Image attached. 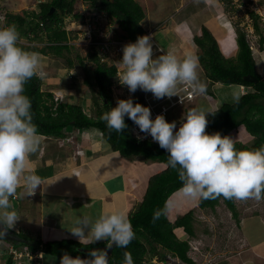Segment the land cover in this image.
<instances>
[{"label":"clouds","instance_id":"9594fccd","mask_svg":"<svg viewBox=\"0 0 264 264\" xmlns=\"http://www.w3.org/2000/svg\"><path fill=\"white\" fill-rule=\"evenodd\" d=\"M114 26L117 39L130 40L118 35V28L116 24ZM146 30L154 32L155 41L160 47L157 31L144 28V33L138 36L136 41L130 40L135 41L134 43L123 46L122 60L117 62V65L112 62L110 55L101 61L116 68L110 86L115 95L113 104L116 106L110 108L102 117L109 131L121 133L127 127V117L138 126L140 132L150 135L152 139L144 141H154L167 152L166 166L177 170L182 182L181 191L191 199H198V205L199 199L220 197L242 202L264 200V146L238 150L235 140L230 136H222L219 132L208 134L206 117L215 114L216 109L213 112L204 106L192 107L184 114L177 129L176 121H166L168 114L173 110L186 109L192 102L169 109L165 116L158 114L155 119L151 118V111L146 104V107L139 103L134 104L131 97L118 99L115 103L117 95L112 85L118 68L120 74L117 78L120 84L126 86L133 96L137 90H142L151 92L156 99L171 98L178 96L177 92L181 86L189 87L193 95H204L207 92L206 85L199 78L197 54L189 53L180 58L162 46V50L168 52L154 57L155 46L151 43V36L144 35ZM20 41L21 36L15 24L0 27V225L4 226V230H0V237L20 219L11 202L12 197H17L18 189L23 188V196L30 197L37 193L39 186L44 185L43 179L30 167L31 156L39 150L41 135L37 125L33 123L31 100L24 94V86L36 75L44 78L45 72L41 68L40 54L25 50L20 46ZM92 50L97 55L94 46L89 51ZM47 92L53 94L55 103L64 102V98L56 101L55 94ZM200 98L207 102L214 99ZM234 99L238 101L239 97ZM130 127L129 133L133 137ZM85 136L88 137L89 134L85 133ZM140 138L142 137L138 136V139ZM225 208L228 210L226 206ZM228 212L232 215L229 210ZM161 214V211H156L153 220L159 219ZM68 230L80 243L107 241V248H111L113 244L117 248H126L135 236L128 215L119 209L101 212L95 219L91 215L76 216L73 226ZM175 231H178L181 240L188 243L190 250L191 236L182 228ZM11 233L14 235L9 230L6 234ZM180 234L186 236L185 239L180 237ZM3 239L11 241L5 237ZM14 249L25 254L24 251ZM28 252L30 255L25 258L30 264H40L41 259H44V252ZM8 253L16 264L14 255L10 250ZM164 255L163 259L154 256L150 263L165 264L164 259L167 257L175 264H186L170 253L164 252ZM88 257L90 258H73L65 252L60 257L59 264H109L108 252L105 249H93L88 253ZM188 257L196 264L189 254ZM49 264H55V257H51ZM123 264H134L130 252L124 253Z\"/></svg>","mask_w":264,"mask_h":264},{"label":"trees","instance_id":"16d2710c","mask_svg":"<svg viewBox=\"0 0 264 264\" xmlns=\"http://www.w3.org/2000/svg\"><path fill=\"white\" fill-rule=\"evenodd\" d=\"M80 1L88 5L89 14L103 12L114 24H116L118 35L130 40H136L144 33L142 20L145 11L136 0H40L37 4L38 11H31L27 15L7 13L6 23L17 24L20 36L30 42L45 39L42 47L30 46L20 41V46L28 51H35L41 55H54L64 57L68 66L73 67V60L68 57L72 49L69 44L68 32L63 29V21L66 16L71 15L73 19L82 22L86 14L79 12L76 3ZM256 33L259 32L257 15L249 13ZM42 24V26L40 25ZM237 50L234 56L225 57L212 32L205 25L200 28V34L193 36V43L197 48L199 66L204 72L205 78L210 86L215 83L226 85H239L251 90L241 95L232 103L223 102L215 114L206 117L208 125L206 132L212 134L219 132L222 136L237 128L243 127L249 136L247 144L235 142L239 149H258L264 146V80L257 72V66L245 34L236 30ZM260 36V35H259ZM264 36H260V48L263 46ZM233 50V48L231 49ZM224 54L229 56L232 51ZM80 66L84 69L82 83L94 96L98 94L100 101L92 96V114H87L81 104H70L67 102L55 103L52 93L42 89L43 79L37 75L25 84L24 94L29 97L32 105L33 123L37 125L38 132L43 137L63 138L66 129L74 130L97 129L101 138L108 144L110 149L118 152L125 158L141 157L147 161L160 162L167 165L168 154L154 141H137L129 133L132 122L125 117L127 127L121 132L109 131L106 122L102 119L103 114L115 107L111 98L110 86L115 76V66H109L101 62L96 52L88 51L84 57H76ZM85 60L93 66L87 67ZM251 75L258 79L257 83L244 80ZM207 92L211 93L210 89ZM133 103L145 106L142 90H137L133 96ZM213 111V112H214ZM182 189L176 169L167 167L162 172L149 178L143 200L137 204L128 216L133 231L134 239L126 248H115L110 255L109 264H123L124 253L130 252L134 264H147L151 258L158 255L164 258V252L178 257L186 264H194L188 257L189 245L180 240L177 228H182L189 236H195L194 212L188 211L171 221L167 213L166 205L169 197ZM223 201L237 222L238 212L234 200H225L223 197L217 199H199V207L215 210V207ZM162 214L157 220H153L156 211ZM238 223V222H237ZM18 237L28 240V249L32 253L39 251L47 255L61 257L67 252L71 257L90 258L88 253L79 251L80 248H94L107 245V241L101 244L83 245L74 240H60L43 242L39 239L30 240L24 233L17 234ZM33 237V236H32ZM6 264H14L12 256ZM38 264V263H37Z\"/></svg>","mask_w":264,"mask_h":264},{"label":"crops","instance_id":"0c3cea01","mask_svg":"<svg viewBox=\"0 0 264 264\" xmlns=\"http://www.w3.org/2000/svg\"><path fill=\"white\" fill-rule=\"evenodd\" d=\"M39 1L40 0H0V14L2 13L1 9L16 14L22 2H33L35 4ZM143 9L145 11V18L142 23L143 27L154 29L157 25L162 24L160 21L161 18H158L161 8H153L150 2H148L143 6ZM6 12L7 11H4V13ZM152 13L154 14L153 17L151 16ZM194 15L195 12L192 15H186L185 18L180 17L182 19L180 23L174 21L176 16L169 17L171 21L167 20V25L165 24L166 26L163 28L164 32L157 31V38L158 36L160 37L161 45L166 49L170 47L173 48V53L180 58L193 52L191 46L193 45V40H191V45H189L188 42L191 31L194 33L197 32L198 34L200 33L202 25H196V31L193 29L194 23L191 19ZM156 17L157 19H154ZM181 23L184 24L182 26L184 27L182 32L177 31ZM203 25L207 26V22H204ZM190 27L192 28L190 29ZM217 28L222 32L221 26H217ZM221 50L223 51L222 48ZM208 84L209 82L207 80V85ZM224 86L231 88V90L233 89L232 87L237 86L238 88L235 91L229 90L228 95L225 93L227 95L225 100L227 101L230 99V101L234 102L236 100L234 99L235 97H240L246 91H249V88L244 86L226 85L222 83H215L210 86V90L212 92L214 87ZM46 91L50 90L46 89ZM77 97L79 98V102L76 104H81L86 99L85 97L82 99L79 96ZM200 101L205 100L199 98L189 104L186 109L181 108L173 110L168 114L166 121H176L178 129L181 120L184 118V114L192 107H199ZM67 103L75 104L70 101ZM205 103L207 104V107H205L210 111L218 109L221 105L220 102L217 100L215 101V99L210 103L207 101ZM86 106L89 107L86 108ZM84 108L90 110L92 108L89 103H86V100L83 109ZM65 133L66 135L63 138L41 136L39 150L30 158V167L35 171V174L43 179L44 185L39 186L37 193L30 197L23 196V188L18 189L17 197H12L11 202L14 210L17 212L21 211L18 212L20 219L11 229H7L5 234L9 230L17 236L19 233H26L25 229L27 227L31 228L33 225L35 233L27 232V237L32 238V236L35 235L38 236L41 241L48 242L54 241L50 240L52 231H55L53 229L54 227L58 231H69L68 229L73 226V220L76 216L91 215L93 219H95L101 212L116 209L125 212L129 216L137 204L143 200L149 178L166 169L164 163L147 161L141 157L125 158L118 152L112 151L108 144L101 138V134L97 129L90 128L77 131L68 127ZM85 133H88L89 136L86 137ZM70 137L75 139L74 144H77L76 148L66 144V139ZM77 150L83 153L78 155L76 154ZM181 196L176 199L178 206L170 215H176L179 211H182L181 209L183 206L188 205V197ZM168 202L170 204L171 201L168 200ZM196 204H198V199H193L190 203L191 208L195 207ZM188 211L190 210L186 212ZM180 214L183 215L184 213L181 212ZM245 218V220L243 218V223L241 220L234 228V233L240 239V251L224 252L222 253L223 255L216 259H208L206 264H264V224L253 215H249ZM252 219L259 222L254 228L251 225L247 226L248 222ZM0 230H4L3 225H0ZM40 236H46L47 239L41 238ZM181 236L182 234H180V237ZM3 237H0V264H6L7 260L11 257L8 253L10 250L9 247L11 246H14V248L20 251H24L23 253L30 251L27 247V244H29L28 240H24L17 236L19 239L8 241L3 239ZM182 238L185 239V236ZM67 240L79 242V240L72 238H68ZM104 242L105 241H98L91 244H101ZM81 244L88 245L85 243ZM51 257H55V264H59L60 257L47 254H44V259H41L40 264H49ZM20 263L22 262L20 261ZM195 263L200 264L197 262ZM148 264L154 263H150L149 261Z\"/></svg>","mask_w":264,"mask_h":264},{"label":"rangeland","instance_id":"374dc122","mask_svg":"<svg viewBox=\"0 0 264 264\" xmlns=\"http://www.w3.org/2000/svg\"><path fill=\"white\" fill-rule=\"evenodd\" d=\"M48 1V0H47ZM140 4L143 6L150 2V5L153 8H161L160 14H158V18H161V25H157L153 30L155 31H163V28L167 25V20L171 21L169 17H175L174 21H177V23H180L182 20L180 17L185 18L186 15H192L195 12V15L192 17L191 21L194 23L193 29L196 31L197 26H201L204 24V22H207V26L209 30L212 32L213 36L215 37L218 46L221 50L228 53L232 48L233 50L231 55L235 53L237 46H236V30H241L244 34L246 39L248 40L249 45L251 44V49L253 53V57L256 62V68L257 72L262 76V79L264 80V44L260 48L259 39L260 36H264V24H262L259 28L260 33H249L247 30H249V25L246 19V13L247 11L245 8H234L227 2H224L223 4L217 3L216 0H214V3L208 2L206 0H137ZM210 1V0H209ZM38 4L33 2H22L21 6L18 7V10L16 14L20 16L27 15L31 11H38ZM142 6V7H143ZM76 8L79 12L88 15L89 12H87L88 5L83 4L82 2L78 1L76 3ZM8 9V8H7ZM177 10V11H176ZM2 13L0 14V27H6V14L10 13L11 11L1 9ZM4 11H7L4 13ZM149 16V15H148ZM152 17L154 14L152 13ZM216 17V18H215ZM154 19H157L154 18ZM209 20V21H208ZM76 22H78L76 20ZM143 23V20H142ZM176 23V22H175ZM174 23V24H175ZM78 24V23H76ZM166 24V25H165ZM173 24V26H174ZM17 26V24H15ZM184 24L181 23L177 29V31L182 32V27ZM197 25V26H196ZM221 26V31L218 30L217 26ZM154 26V25H153ZM190 27V29L192 28ZM77 28V27H76ZM75 28V29H76ZM145 28V27H144ZM71 29H73L71 27ZM147 29V28H145ZM214 30V31H213ZM75 31H72L73 38L70 39L69 44L72 45V49L70 53H68V57H70L73 60V67H69L64 57H56L54 55H47L44 56L40 54V60H41V68L45 72V77L42 78V88L43 90H50L55 95H58L62 98H64V102H73L78 103L79 96L81 99L86 98V103H89L92 106L93 99L92 96H94L93 92L90 91L86 86L82 83V78L84 77V69L82 66H80L77 56L84 57L87 52L91 49V45H87V42L84 41V38H78L77 34L74 33ZM164 32V31H163ZM72 33H70V37H72ZM226 33V34H225ZM190 34V33H189ZM197 32L191 31V34L189 35L188 42L189 45H191V40H193L192 36L197 35ZM200 34V33H199ZM225 35V36H224ZM260 35V36H259ZM224 36L223 40L222 37ZM191 38V39H190ZM114 39V37H113ZM159 45H161V39L158 36ZM21 41L30 46H36V47H42L45 44V39L40 41H34L30 42L29 40H26L24 37L21 36ZM193 52L191 54L195 55V52L197 54V48L195 49L194 44L191 45ZM160 49H162V45L160 46ZM169 52H173V48H168ZM222 54L225 57H229L224 54ZM44 56V57H43ZM112 62L116 61L115 58L111 57ZM84 64L87 67L93 66L91 62L85 60ZM199 78L200 80L206 85L207 89H210V84L207 85V80L204 76V72L202 71L201 67L199 66ZM39 76V75H38ZM120 89L119 87H117ZM233 91L237 90L236 87H232ZM229 90L231 88L224 87H217L212 90V96L214 97L215 101H219L220 104H222L225 100L226 96L229 94ZM251 90V88L249 89ZM116 91V90H115ZM121 91V90H120ZM117 94V92H114ZM227 93V95L225 94ZM114 96L111 92V98L112 102L114 103ZM71 97V98H70ZM100 101V97L98 94L94 96ZM80 99V100H81ZM84 100V99H83ZM85 100L81 103L83 107H85ZM93 100V101H92ZM200 106H206V101H200ZM229 103H232L233 101H227ZM210 103V102H208ZM89 106H86V108ZM85 112L87 114H92V109H86ZM231 138L235 140V142H241L243 144H247L250 141L251 136L244 131L243 127L237 128L232 130L229 135ZM67 140V145H71L76 148L77 144L75 143V139L73 137H70ZM249 144V143H248ZM82 151H76V154H82ZM141 159V158H140ZM159 164V163H158ZM156 175V174H155ZM179 190L172 198L169 199V209L168 214L169 218H171V221H174L177 217H179L182 213H185L187 210H192L194 212V229H195V236L190 237L191 241V247L188 252L189 256L197 263L200 264H206L208 259H216L223 255L224 252L229 251H240V239L237 237V235L234 233V228L236 225V222L234 221V218L232 215L228 214V210L225 208V205L220 202L214 211H211L209 209H202L199 207L198 204L195 205V207L191 208L190 203L193 201L191 198H187V206H183L181 209L182 211L178 212L176 215H170V213L177 208V201L176 199L179 198V196H185V194ZM180 192V193H179ZM181 196V197H182ZM237 212H238V221L237 222H244L246 219L245 217L249 215H253L255 218H257L260 222H263L264 224V200H261L259 202L255 200H247V201H238L234 200ZM173 208V209H172ZM21 212V211H18ZM174 214V213H173ZM176 216V217H175ZM244 218V220H243ZM34 219V218H33ZM258 221H255V219H252L248 222V225H251L253 228L258 225ZM49 226V224L47 223ZM24 226V225H23ZM33 226V225H32ZM31 228L27 227L25 229L26 233H35L34 232V226ZM33 228V229H32ZM55 231H52L51 233V239L54 241H59L62 239H75L78 240L76 237L72 236L70 231L62 232L56 230V228H53ZM178 232V231H177ZM24 232V234H26ZM49 234V233H48ZM45 234V235H48ZM41 238H46V236H40ZM183 237V235L181 236ZM186 237V236H185ZM30 240H41L38 236H33L32 238H29ZM180 239V238H179ZM181 240V239H180ZM7 248V246H6ZM4 252V251H2ZM160 256L158 255V258ZM22 263L19 264H30V261L25 258L24 260H20ZM165 264H175L173 261L169 260L167 257L164 259ZM18 264V263H17ZM183 264V263H181Z\"/></svg>","mask_w":264,"mask_h":264},{"label":"built area","instance_id":"2783aa9c","mask_svg":"<svg viewBox=\"0 0 264 264\" xmlns=\"http://www.w3.org/2000/svg\"><path fill=\"white\" fill-rule=\"evenodd\" d=\"M207 3H214V0H206ZM217 3L223 4L227 2L234 8H245L246 19L249 25V33L255 32L254 22L249 15V13H254L257 15V23L259 28L262 24H264V0H216ZM78 23V24H76ZM42 26V24H40ZM71 27L73 29H71ZM77 27V28H76ZM76 28V29H75ZM63 29L68 32L69 38H73L72 31L77 34L78 38H84L83 40L87 42V45H91L95 47L97 51V56L102 61L104 58L109 55L116 59L114 63L116 64L120 60H122V48L124 45L128 43H134L135 41L130 40H120L116 37V30L114 24L108 20L103 13H92L85 16L82 22H76L75 19L71 15H68L63 21ZM70 33H72V37H70ZM144 35L151 36V43L153 46L157 47L155 50L153 47L154 57L159 56L161 54H166L168 51H164L160 49L157 45L154 32L151 30H146ZM114 37V39H113ZM69 39V42H70ZM247 40V39H246ZM248 42V40H247ZM251 47V44H250ZM253 49V48H251ZM117 65V64H116ZM120 74V69H117V75L112 85V89L114 92H117V96L115 97V103L118 99H128L129 97L133 100V93H130L126 86L121 85L118 76ZM119 87L120 89H118ZM116 90V91H115ZM121 90V91H120ZM143 92V98L145 104L151 111V118L155 119V116L158 114H163L164 116L167 114L169 109L184 106L190 102H193L197 98L204 97L206 99L212 100L213 96L208 94L207 92L204 95H193L190 88L187 86H181L178 89L177 95L171 98L165 97L163 99H156L151 92ZM62 97L55 95V100L59 101ZM130 131L133 137L139 141H144L148 139H152L150 135L146 133L140 132L138 126L133 122ZM139 137H142L138 139ZM10 252L14 255V259L16 260V264L20 263V260H24L25 257L29 256V252H25V254H21L17 252L14 248H10Z\"/></svg>","mask_w":264,"mask_h":264},{"label":"water","instance_id":"95a60500","mask_svg":"<svg viewBox=\"0 0 264 264\" xmlns=\"http://www.w3.org/2000/svg\"><path fill=\"white\" fill-rule=\"evenodd\" d=\"M244 80H246L248 82H252V83L258 82V79H256L255 77H253L251 75L245 76ZM4 237L9 239V240L19 239L17 236L13 235L12 233L11 234H5ZM115 248H116V246H115V244H113L111 248H107V245H104V246H99V247H94V248H80L79 251L84 252V253H89L93 249H105L108 252V256H109V260H110V255L112 254V252Z\"/></svg>","mask_w":264,"mask_h":264},{"label":"bare ground","instance_id":"6f19581e","mask_svg":"<svg viewBox=\"0 0 264 264\" xmlns=\"http://www.w3.org/2000/svg\"><path fill=\"white\" fill-rule=\"evenodd\" d=\"M227 53V52H226Z\"/></svg>","mask_w":264,"mask_h":264}]
</instances>
